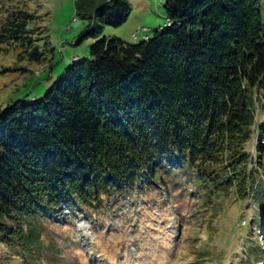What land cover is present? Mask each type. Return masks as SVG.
<instances>
[{
  "label": "trees",
  "instance_id": "trees-1",
  "mask_svg": "<svg viewBox=\"0 0 264 264\" xmlns=\"http://www.w3.org/2000/svg\"><path fill=\"white\" fill-rule=\"evenodd\" d=\"M261 1L165 0L166 24L151 37L101 38L41 100L1 111L0 242L32 264L47 218L132 194L168 167L264 208ZM88 7L77 5L90 22L78 43L122 25L130 0ZM34 20L11 12L0 43L37 60L42 52L28 37Z\"/></svg>",
  "mask_w": 264,
  "mask_h": 264
},
{
  "label": "rangeland",
  "instance_id": "rangeland-1",
  "mask_svg": "<svg viewBox=\"0 0 264 264\" xmlns=\"http://www.w3.org/2000/svg\"><path fill=\"white\" fill-rule=\"evenodd\" d=\"M106 1L0 0V32L11 12L26 11L35 18L28 27L31 49L38 46L43 54L33 61L14 44L0 43V112L20 100H41L75 58H90L89 48L99 39L135 43L166 24L165 0H130L122 25L104 26L96 38L78 43L90 22L77 5L94 10ZM261 17L264 23V0ZM258 120L264 123L261 112ZM175 168L100 207L64 206L43 223L44 247L32 264H264V208L240 199L233 188L202 189L194 171ZM14 250L0 242V264H27Z\"/></svg>",
  "mask_w": 264,
  "mask_h": 264
},
{
  "label": "built area",
  "instance_id": "built-area-1",
  "mask_svg": "<svg viewBox=\"0 0 264 264\" xmlns=\"http://www.w3.org/2000/svg\"><path fill=\"white\" fill-rule=\"evenodd\" d=\"M143 32H145L146 30L145 29H142ZM143 38H147V36H143ZM132 39L133 40H136V35H132Z\"/></svg>",
  "mask_w": 264,
  "mask_h": 264
},
{
  "label": "bare ground",
  "instance_id": "bare-ground-1",
  "mask_svg": "<svg viewBox=\"0 0 264 264\" xmlns=\"http://www.w3.org/2000/svg\"><path fill=\"white\" fill-rule=\"evenodd\" d=\"M143 39H145V40H146L147 38H143ZM76 60H77V58H75V59H74V61H76Z\"/></svg>",
  "mask_w": 264,
  "mask_h": 264
}]
</instances>
